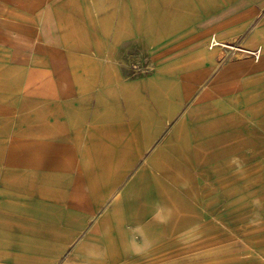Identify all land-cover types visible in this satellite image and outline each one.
Returning a JSON list of instances; mask_svg holds the SVG:
<instances>
[{
  "label": "crops",
  "instance_id": "0c3cea01",
  "mask_svg": "<svg viewBox=\"0 0 264 264\" xmlns=\"http://www.w3.org/2000/svg\"><path fill=\"white\" fill-rule=\"evenodd\" d=\"M186 1L209 25L198 42L160 50L143 0H0V264H143L156 244L205 242L240 166L264 169V113L239 128L236 102L264 98V17L243 39L259 59L239 58L222 41L258 11ZM20 37L36 49L24 82L41 86L20 98L19 132L9 115Z\"/></svg>",
  "mask_w": 264,
  "mask_h": 264
},
{
  "label": "rangeland",
  "instance_id": "374dc122",
  "mask_svg": "<svg viewBox=\"0 0 264 264\" xmlns=\"http://www.w3.org/2000/svg\"><path fill=\"white\" fill-rule=\"evenodd\" d=\"M199 5L197 1L185 3L178 0H143L144 26L154 22L158 33L154 37V43L160 50L169 48L170 45H183L199 41L200 31L211 21L210 18L199 19ZM207 11H214L220 7L222 11L235 9L253 8L258 11L257 19L250 25L245 34L236 36L234 39H224V48L237 51L239 58L259 59L262 48L248 49L243 39L264 17V3H251L247 0H236L234 2H207L203 4ZM189 10L190 17H178L174 10ZM224 9V10H223ZM154 14L156 18H154ZM170 16V17H169ZM22 38L23 36L20 35ZM16 39L15 50V111L9 115L10 123H14L16 131L22 129L23 110L20 98L24 93L30 94L41 86L34 81V77L26 83L24 80L28 74V66L32 64L36 49L31 42L29 44L22 38ZM33 37H31L32 41ZM28 41V39H26ZM219 41L210 37V46L218 44ZM36 48V47H35ZM150 48L143 41V69L144 72L151 71L149 57ZM225 54V53H224ZM228 55V54H227ZM229 57V55H228ZM30 59V60H29ZM155 67V66H154ZM39 80L37 72H31ZM44 86V85H43ZM239 128L247 127L248 123H259L264 113V98H238ZM251 110L257 117L252 120L246 116ZM252 117V115H251ZM10 123L8 127L10 128ZM7 126V124H6ZM6 128V127H5ZM6 130L1 138L6 137ZM7 147L0 146V156L6 154ZM1 166V164H0ZM138 260H135L137 263ZM154 264H264V169L261 165L247 170L240 166L238 193L231 199L224 196L222 223L207 229L205 242H193L188 245L173 243H160L154 247V260L146 263ZM115 260H112L114 263ZM145 262L143 264H145ZM121 264H132L124 261Z\"/></svg>",
  "mask_w": 264,
  "mask_h": 264
},
{
  "label": "bare ground",
  "instance_id": "6f19581e",
  "mask_svg": "<svg viewBox=\"0 0 264 264\" xmlns=\"http://www.w3.org/2000/svg\"><path fill=\"white\" fill-rule=\"evenodd\" d=\"M211 176H213V175H211ZM139 207V206H138ZM137 208V207H136ZM146 213V212H145ZM62 226V225H61Z\"/></svg>",
  "mask_w": 264,
  "mask_h": 264
}]
</instances>
